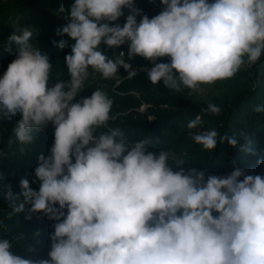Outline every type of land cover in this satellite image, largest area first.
<instances>
[{"label":"clouds","instance_id":"obj_1","mask_svg":"<svg viewBox=\"0 0 264 264\" xmlns=\"http://www.w3.org/2000/svg\"><path fill=\"white\" fill-rule=\"evenodd\" d=\"M160 3L157 15H142L139 22L142 10L134 0H74L69 9L61 4L57 14L66 23L57 35L74 43L53 44L71 48L64 58L70 80L52 86L53 65L29 43L33 33L24 28L8 37L4 50L11 53L15 45L17 54L0 77V121L21 114L13 129L21 145L54 126L50 154H41L34 169L39 189L22 178V192L7 193L9 215L24 213L30 220L43 213L56 223L50 259L24 258L12 251V241L0 238V264H264V175L234 167L226 176H206L185 168L175 152L149 151V138L131 141L122 129L107 127L113 100L103 89L73 102L90 70L104 79L115 78L120 67L128 78L137 76L124 52L111 58L101 43L108 49L127 43L129 59L138 55L153 63L146 69L149 81L176 92L231 79L264 55V0ZM124 8L130 9L124 25L110 23ZM162 57L169 61L157 63ZM201 111L219 115L221 108L209 103ZM200 123L197 116L187 126ZM190 135L205 150L237 144L216 130Z\"/></svg>","mask_w":264,"mask_h":264},{"label":"trees","instance_id":"obj_2","mask_svg":"<svg viewBox=\"0 0 264 264\" xmlns=\"http://www.w3.org/2000/svg\"><path fill=\"white\" fill-rule=\"evenodd\" d=\"M72 3L74 0H0V77L17 54L15 45L11 53L4 50L8 37L14 32L21 34L24 28H28L33 33L29 43L46 54L53 65L50 86L58 80H70L64 58L71 53V48L60 49L53 41L68 39L69 44L74 43L66 34L57 35V29L66 23L64 14H57L58 9L61 4L69 9ZM134 6L142 10L141 15L136 17L137 22L142 15L151 18L164 7L160 0H134ZM123 12L124 15L117 21L110 23H119L122 27L130 9L124 8ZM100 47L111 58L120 57L121 52H124L125 62L138 70L137 76L128 78V72L123 67L112 79H104L99 73L90 70L84 82L85 88L73 102L91 96L97 88L103 89L113 100L110 113L113 119L108 121L107 127L122 129L131 141L149 138V151L164 149L175 152V158L183 160L185 168L205 170L206 176H226L234 167L245 170L247 174L264 175V163H257L258 160H264V111H254L257 105L264 107V55L256 64L242 67L233 78L213 83L216 93L208 98L184 90L176 92L162 81L152 84L146 69L141 68L148 60L138 55L129 59L127 43L114 49H108L103 43ZM209 103L221 108L219 115L201 111ZM143 105L146 108L139 110V106ZM197 116L201 123L189 129V121ZM20 118L21 114L17 113L11 120L0 121V152L3 154L0 155V238L12 241V251L24 258L50 259V234L54 231L56 221L48 219L43 213L33 215L30 220L24 218V213L10 216L12 201L6 196L9 190L13 195L22 192V178L29 180L31 188L39 189L40 182H32L35 179L34 169L41 154H50L54 126L49 123L46 128L35 131L34 141L30 145H21L13 131ZM210 130L235 138L236 146L225 141L218 143L214 150H205L190 135ZM21 148L24 149L23 153ZM169 164L174 171L178 170L174 160L170 159ZM23 199L20 196L16 203ZM37 232L39 235H36Z\"/></svg>","mask_w":264,"mask_h":264},{"label":"rangeland","instance_id":"obj_3","mask_svg":"<svg viewBox=\"0 0 264 264\" xmlns=\"http://www.w3.org/2000/svg\"><path fill=\"white\" fill-rule=\"evenodd\" d=\"M50 86V84H49ZM213 84H204V85H201L200 86V90L198 92H194L188 88H182V90L188 92V93H191V94H195L197 96H201V97H212L215 93H216V89H214L213 87ZM146 108V105H143V106H139V110H144Z\"/></svg>","mask_w":264,"mask_h":264},{"label":"built area","instance_id":"obj_4","mask_svg":"<svg viewBox=\"0 0 264 264\" xmlns=\"http://www.w3.org/2000/svg\"><path fill=\"white\" fill-rule=\"evenodd\" d=\"M168 61H169V58L168 57H162V58H158L156 62L159 63V62H168ZM152 66H153V63L148 60V62L145 63L141 68H143V69H150Z\"/></svg>","mask_w":264,"mask_h":264}]
</instances>
